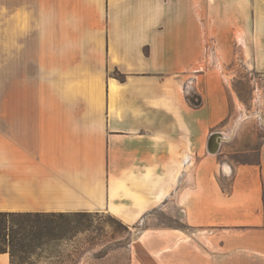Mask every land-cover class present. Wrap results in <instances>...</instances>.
<instances>
[{
    "label": "crops",
    "instance_id": "0c3cea01",
    "mask_svg": "<svg viewBox=\"0 0 264 264\" xmlns=\"http://www.w3.org/2000/svg\"><path fill=\"white\" fill-rule=\"evenodd\" d=\"M5 1L0 212L174 207L130 264H264V0ZM248 71L262 108L235 124Z\"/></svg>",
    "mask_w": 264,
    "mask_h": 264
},
{
    "label": "rangeland",
    "instance_id": "374dc122",
    "mask_svg": "<svg viewBox=\"0 0 264 264\" xmlns=\"http://www.w3.org/2000/svg\"><path fill=\"white\" fill-rule=\"evenodd\" d=\"M250 73L251 71L241 73L240 77H244L245 80L239 78L237 85L232 86L236 96L235 105L237 106L235 124L245 115V112L251 114L255 111L253 113L256 114L257 112L259 115L262 108L260 82L257 81L255 73L253 75ZM246 78H251L252 81L254 79L253 85L249 84ZM6 81V1L0 0V122L4 121L6 110ZM256 82L258 85H255ZM253 99L257 100L258 103L252 102ZM260 132V129L257 130L256 138H260ZM257 146L258 142H255L251 147L256 150ZM230 153L225 158L226 161H255L257 157L256 151L253 154ZM175 212L174 207H160L147 214L143 224L136 229L127 227L108 213H90L87 223L89 230L84 234L77 235L73 242L68 243V245L63 244L60 247L62 253L73 254L70 258L71 261H65L64 264H130L131 244L141 228L146 223L148 225H162L176 222L178 220L175 217Z\"/></svg>",
    "mask_w": 264,
    "mask_h": 264
},
{
    "label": "trees",
    "instance_id": "16d2710c",
    "mask_svg": "<svg viewBox=\"0 0 264 264\" xmlns=\"http://www.w3.org/2000/svg\"><path fill=\"white\" fill-rule=\"evenodd\" d=\"M89 214L0 212V254L7 253L10 264L71 261L73 254L62 253L60 247L89 230Z\"/></svg>",
    "mask_w": 264,
    "mask_h": 264
},
{
    "label": "water",
    "instance_id": "95a60500",
    "mask_svg": "<svg viewBox=\"0 0 264 264\" xmlns=\"http://www.w3.org/2000/svg\"><path fill=\"white\" fill-rule=\"evenodd\" d=\"M220 141V138L218 137H211L209 139V143H208V150L211 152V153H215L217 151V147H218V143Z\"/></svg>",
    "mask_w": 264,
    "mask_h": 264
}]
</instances>
